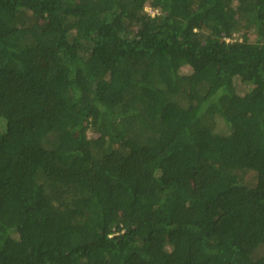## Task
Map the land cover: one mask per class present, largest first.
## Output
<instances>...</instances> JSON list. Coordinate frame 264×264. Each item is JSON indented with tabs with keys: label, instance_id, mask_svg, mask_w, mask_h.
Listing matches in <instances>:
<instances>
[{
	"label": "trees",
	"instance_id": "16d2710c",
	"mask_svg": "<svg viewBox=\"0 0 264 264\" xmlns=\"http://www.w3.org/2000/svg\"><path fill=\"white\" fill-rule=\"evenodd\" d=\"M0 264H264V0H0Z\"/></svg>",
	"mask_w": 264,
	"mask_h": 264
},
{
	"label": "rangeland",
	"instance_id": "374dc122",
	"mask_svg": "<svg viewBox=\"0 0 264 264\" xmlns=\"http://www.w3.org/2000/svg\"><path fill=\"white\" fill-rule=\"evenodd\" d=\"M147 11L148 12H150L151 14H153L154 12H153V10L149 7V6H147ZM240 33H238L237 35H239ZM242 36V33L239 35V38ZM250 36H251V38L253 39L254 38V36H253V34H250ZM182 72L183 73H188L189 72V67H186V68H184L183 70H182ZM89 137H93V135L89 132Z\"/></svg>",
	"mask_w": 264,
	"mask_h": 264
}]
</instances>
